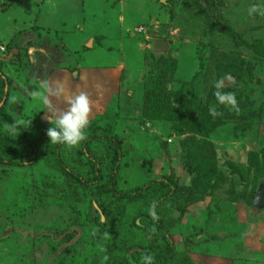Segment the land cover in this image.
<instances>
[{
    "label": "rangeland",
    "instance_id": "rangeland-1",
    "mask_svg": "<svg viewBox=\"0 0 264 264\" xmlns=\"http://www.w3.org/2000/svg\"><path fill=\"white\" fill-rule=\"evenodd\" d=\"M54 1L0 0V41L12 46L0 56V73L14 83L0 133L35 142L51 126L43 97L66 110L67 95L84 92L91 101L86 135L98 130L122 142L117 184L124 190L149 179L193 184L189 153L207 150L203 165L215 176L194 187V204L174 212L172 243L192 264H264V211L243 202L264 179V16L249 15L261 0ZM46 22L51 44H40L39 61L30 59L26 40L43 35ZM156 40L168 42L166 54L152 51ZM47 63L55 67L52 76L70 70L61 80L64 96L49 95L47 81L35 78ZM228 75L223 90L235 93L239 113L214 96V83ZM174 107L180 116L167 114ZM90 150L97 158L104 148L94 143ZM61 151L66 162L76 158L73 150ZM74 166L90 174L83 161ZM96 202L75 178L43 161L0 165V264H108L111 256L137 264L133 255H147L153 239L143 230L148 210L122 201L117 237L100 246L93 233L105 218Z\"/></svg>",
    "mask_w": 264,
    "mask_h": 264
},
{
    "label": "trees",
    "instance_id": "trees-1",
    "mask_svg": "<svg viewBox=\"0 0 264 264\" xmlns=\"http://www.w3.org/2000/svg\"><path fill=\"white\" fill-rule=\"evenodd\" d=\"M3 45L6 48V55H8L7 52L12 50V46L8 44ZM244 45L246 46L245 43ZM26 55L29 57L28 52ZM6 58L11 60L9 57ZM16 59L19 60V57L16 56ZM19 64L20 62L17 65ZM172 73H174V70ZM234 78L239 79L237 76H234ZM9 87L13 88L14 84L10 82L4 74L0 73L1 124L6 109L5 97L7 93L9 94L7 90ZM185 110L187 111V108ZM167 114L180 116L181 109L176 107L168 109ZM218 121V123L210 127H216L223 123L222 120ZM188 124L191 127L194 126V128L190 130L191 132L197 131L198 125L195 126V123L191 121L188 122ZM205 127H208V125ZM94 143H99L104 148L102 155L97 158H93L92 155L94 153L90 150L91 144ZM121 143L122 142L118 138L103 134L98 130L93 131L79 147L70 149L74 151L77 159L75 158L71 162H66L62 156L61 150L67 147L65 145L49 143L46 132L41 134L35 142L30 144L11 140L0 133V165L24 167L32 166L38 161H43L46 165L57 170L65 171L68 175L75 178L82 187L90 192L91 196L98 199V202H96L99 212L98 217L100 218L103 216L105 218V223L101 224L99 229L93 234L95 242L100 246H110L117 237L118 227L124 213L121 202L139 201V206L148 210L147 214L144 215L147 226L143 228V230L149 233L152 232L153 237L151 246L148 247L149 251L147 255L151 254L154 256L155 264H192L185 252L176 250L169 236V230L176 223L173 217L174 212L180 210L183 212L196 202L191 195L194 191V187H199L204 183L208 184L215 176L212 168L203 165L204 154L207 150L200 149L201 153H195L193 151L189 153L191 157H188L190 158L189 164L193 171V184H185L183 187H179L165 180L149 179L142 185L124 190L117 184V178L122 168L121 161L125 156V153L122 151ZM208 152L209 151H207V153ZM78 159L88 166L90 171L89 175L84 176L73 170ZM260 182H262L264 186V179L257 181V183L253 185L254 193L249 194L247 198H245L244 195L247 189L240 194V200L245 198L243 202H245L246 207L255 208L253 200L255 199V192L257 193ZM183 195H186L184 201L181 200V196ZM153 205H155L158 219H153L150 215V209ZM258 210L264 211L262 209ZM146 228H148V231ZM155 256H157V258H155ZM133 258L137 264H142V257L140 254L135 253ZM108 264L131 263L125 259L117 260L115 257L111 256L108 260Z\"/></svg>",
    "mask_w": 264,
    "mask_h": 264
},
{
    "label": "clouds",
    "instance_id": "clouds-1",
    "mask_svg": "<svg viewBox=\"0 0 264 264\" xmlns=\"http://www.w3.org/2000/svg\"><path fill=\"white\" fill-rule=\"evenodd\" d=\"M249 15L264 16V0H261L260 5L253 4L249 9ZM231 76H225L218 79L214 83V96L220 105H225L231 110L239 113L240 108L234 92H226L223 89L226 86V81H231ZM45 90L49 95L61 97L65 95L64 85L57 82L55 90H52L47 82L44 83ZM45 105L46 118L51 126L46 130V135L51 144L65 145L67 148H77L82 142L87 139L86 130L90 126L91 101L87 93L81 92L78 95H67L66 110L58 109L46 95L43 97ZM53 113H56V118L53 119ZM209 114L215 117L217 115L215 108L209 110ZM11 131L15 132L13 128ZM150 215L153 219H158L155 211V205L150 209ZM95 234V233H93ZM107 235V234H106ZM101 251H104L102 248ZM106 260L107 257H104ZM142 264H155L154 256L149 254L142 257Z\"/></svg>",
    "mask_w": 264,
    "mask_h": 264
},
{
    "label": "crops",
    "instance_id": "crops-1",
    "mask_svg": "<svg viewBox=\"0 0 264 264\" xmlns=\"http://www.w3.org/2000/svg\"><path fill=\"white\" fill-rule=\"evenodd\" d=\"M44 1H46L47 3H50V4H53L55 1L54 0H42V2H44ZM49 4V5H50ZM55 4H56V2H55ZM63 10L60 8H58V9H56L55 10V12H56V16L60 13V12H62ZM40 14V13H39ZM47 19H49V20H51V22H52V19H53V16L50 14L49 16H47ZM120 22H122V20L120 19ZM47 23L48 22H46V26H45V28H44V31H43V35H41L40 37L38 36L37 38H35V37H33L32 36V38L30 39V40H26V42H27V44H26V47H25V49L27 50V52H28V54L29 55H31L29 58L31 59V58H36L35 56L38 54V53H42L43 52V49H39V46H40V44L41 45H43V44H45V45H48L49 43L51 44V42L48 40V37L46 36V32H50V31H53V29H52V27H51V25L48 23V25H47ZM123 23V22H122ZM49 26V27H48ZM31 30H32V28H31ZM68 38V37H67ZM13 41H15V39L13 40ZM60 41H62V40H60ZM16 42H18L19 43V45L21 46V42H19V41H15V43ZM34 42V43H33ZM89 43H91V41L89 42ZM90 46V44H88V47ZM45 50V49H44ZM14 51H17V50H14ZM45 53H46V51H45ZM47 54H45V57H47L46 56ZM37 60H38V58H36ZM39 61V60H38ZM42 62H44V61H42ZM51 62V61H50ZM54 64V63H53ZM5 65V64H4ZM47 65L48 66H45V68H43L42 70H39V71H35L36 73H38V74H42V76H35V78L37 79V80H39L40 81V78H42V81H40L41 82V84H42V82L43 81H47V82H50V80L51 81H53V84L52 85H50L51 87H55L56 88V86H55V84L57 83V82H60L61 83V80L63 79L64 80V82H65V80H67V75H66V73H67V70L68 71H70L68 68H62V70L59 72L60 73V75H57L56 73V75H54L53 74V76H52V72L53 71H50V68L52 67V69L54 70V66H52L51 64L49 65L48 63H47ZM70 68V67H69ZM79 75H80V73H79ZM77 76V73H75L73 76L76 78L77 77V79H76V81H74V84H78L79 83V81L81 80V78H80V76ZM64 77V78H63ZM14 84V83H13ZM64 85V84H63ZM49 86V87H50ZM30 91H31V89H30Z\"/></svg>",
    "mask_w": 264,
    "mask_h": 264
},
{
    "label": "water",
    "instance_id": "water-1",
    "mask_svg": "<svg viewBox=\"0 0 264 264\" xmlns=\"http://www.w3.org/2000/svg\"><path fill=\"white\" fill-rule=\"evenodd\" d=\"M169 50V45L167 41L164 40H156L153 42L152 51L156 55L166 54ZM253 205L255 208L264 210V186L262 182L258 185V190L253 200Z\"/></svg>",
    "mask_w": 264,
    "mask_h": 264
},
{
    "label": "built area",
    "instance_id": "built-area-1",
    "mask_svg": "<svg viewBox=\"0 0 264 264\" xmlns=\"http://www.w3.org/2000/svg\"><path fill=\"white\" fill-rule=\"evenodd\" d=\"M6 52L5 46L0 42V56L3 55Z\"/></svg>",
    "mask_w": 264,
    "mask_h": 264
}]
</instances>
